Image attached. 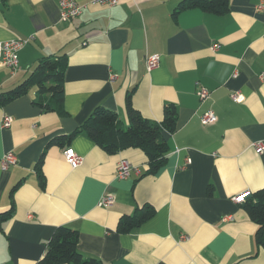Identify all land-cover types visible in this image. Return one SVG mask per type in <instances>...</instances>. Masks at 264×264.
Returning a JSON list of instances; mask_svg holds the SVG:
<instances>
[{
  "label": "crops",
  "instance_id": "crops-1",
  "mask_svg": "<svg viewBox=\"0 0 264 264\" xmlns=\"http://www.w3.org/2000/svg\"><path fill=\"white\" fill-rule=\"evenodd\" d=\"M59 1L0 0V41L29 39L15 73L0 63V93L26 80L42 57L68 56L63 114L35 105V88L0 107V162L8 152L18 158L8 170L0 165V214L15 204L0 227V264H41L60 226L77 230L81 254L102 264H264L257 225L233 200L264 189V152L254 146L264 144V0H230L225 15L190 9L177 16L182 0H122L113 8L77 0L85 7L66 22ZM153 55L161 61L149 72ZM201 87L210 91L205 101ZM234 92L244 100L233 101ZM128 97L155 122L167 105L178 110L176 131L164 134L167 164L155 175H146L140 149L111 155L83 134L47 149L97 108L128 127ZM208 111L217 120L204 125ZM67 148L84 158L80 167L66 161ZM44 152L43 187L35 166ZM124 159L133 170L119 180ZM104 195L115 203L100 207ZM146 204L155 216L119 233V220Z\"/></svg>",
  "mask_w": 264,
  "mask_h": 264
},
{
  "label": "trees",
  "instance_id": "trees-1",
  "mask_svg": "<svg viewBox=\"0 0 264 264\" xmlns=\"http://www.w3.org/2000/svg\"><path fill=\"white\" fill-rule=\"evenodd\" d=\"M200 9L208 13L225 15L230 11V0H182L176 9L175 16L179 13ZM68 66L66 54L54 57H42L31 75L14 89L0 93V107L6 106L32 88L36 89L34 104L44 113L56 112L63 114L65 103V75ZM127 113L129 126L122 127L116 112L105 108H97L73 133L54 138L49 142L47 149L53 146H69L74 138L83 134L95 142L108 154H117L131 148L140 149L147 158L148 169L146 175H155L165 167L170 151L165 133H174L177 127L178 110L175 105H167L161 122L147 119L136 110L131 101L127 100ZM46 152L43 153L35 166V171L44 187L46 178L43 165ZM15 187L11 192L16 191ZM250 218L257 225L256 244L264 250V189L250 193L243 203H240ZM15 204H11L9 211L0 214V227L13 217ZM156 214L152 205L138 208L133 215L123 216L118 223L117 231L127 234L141 227L151 220ZM80 236L75 229L60 226L54 232L47 244V251L40 261L41 264H102L92 258H85L79 251Z\"/></svg>",
  "mask_w": 264,
  "mask_h": 264
},
{
  "label": "built area",
  "instance_id": "built-area-1",
  "mask_svg": "<svg viewBox=\"0 0 264 264\" xmlns=\"http://www.w3.org/2000/svg\"><path fill=\"white\" fill-rule=\"evenodd\" d=\"M122 0H91L90 4L95 6L101 7H108L113 8L118 6ZM84 5H81L77 0H60L59 1V8L61 13L62 21L66 22L71 20L72 18L78 17L82 10L84 9ZM29 43V39L27 40H8V41H0V63L3 66H6L12 70L13 73L18 70L19 68V51ZM220 46L216 45L213 46L214 50H217ZM160 56L153 55L148 58L147 60V70L149 72L156 70L160 65ZM238 72L235 71L233 77H237ZM116 74L111 75V80L116 79ZM262 80H264V74L261 76ZM198 95L202 101L207 100L210 97V91L204 87H201ZM231 98L235 102H242L244 100L243 96L239 92H234L231 94ZM217 120V116L215 112L208 111L202 116V124L204 125H211L214 124ZM14 119L11 116H7L4 118L2 124L5 128H9ZM256 150L260 153L264 152V144L263 143H256L254 144ZM64 157L66 161L71 165L73 169L80 167L83 162L84 158L78 155L73 149L67 148L64 151ZM18 162L17 156L13 152L6 153L3 158L1 159L0 165L3 170H8L11 166L16 165ZM187 163H190L188 160ZM133 170L132 164L128 160H121L116 169V178L119 180H126L130 177L131 172ZM251 192H247L242 194L238 197L233 198V200L240 204L245 201L247 196L250 195ZM115 203V197L112 195H104L101 197L99 202L100 207H110Z\"/></svg>",
  "mask_w": 264,
  "mask_h": 264
},
{
  "label": "rangeland",
  "instance_id": "rangeland-1",
  "mask_svg": "<svg viewBox=\"0 0 264 264\" xmlns=\"http://www.w3.org/2000/svg\"><path fill=\"white\" fill-rule=\"evenodd\" d=\"M125 129H127V126H125Z\"/></svg>",
  "mask_w": 264,
  "mask_h": 264
}]
</instances>
